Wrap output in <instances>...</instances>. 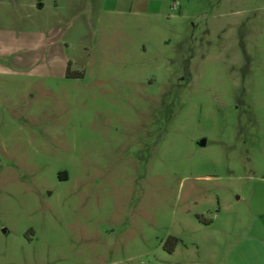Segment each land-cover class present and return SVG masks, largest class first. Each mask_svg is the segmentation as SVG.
Returning <instances> with one entry per match:
<instances>
[{"label":"rangeland","instance_id":"374dc122","mask_svg":"<svg viewBox=\"0 0 264 264\" xmlns=\"http://www.w3.org/2000/svg\"><path fill=\"white\" fill-rule=\"evenodd\" d=\"M0 264H264V0H0Z\"/></svg>","mask_w":264,"mask_h":264},{"label":"trees","instance_id":"16d2710c","mask_svg":"<svg viewBox=\"0 0 264 264\" xmlns=\"http://www.w3.org/2000/svg\"><path fill=\"white\" fill-rule=\"evenodd\" d=\"M66 75L68 76V77H83L84 76V72L83 71H76V72H74L73 74L71 73V70H70V68H69V66H68V68H67V72H66ZM177 241V240H176Z\"/></svg>","mask_w":264,"mask_h":264},{"label":"crops","instance_id":"0c3cea01","mask_svg":"<svg viewBox=\"0 0 264 264\" xmlns=\"http://www.w3.org/2000/svg\"><path fill=\"white\" fill-rule=\"evenodd\" d=\"M115 1H117V0H115ZM33 7H34V5H33ZM38 7H39V9H37V10H40V11H41V10H42V8H44V5H43V3H39V6H38Z\"/></svg>","mask_w":264,"mask_h":264}]
</instances>
